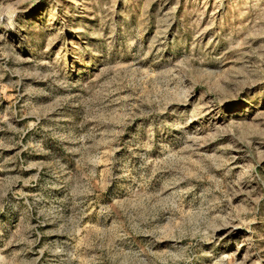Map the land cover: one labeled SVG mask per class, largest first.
Returning <instances> with one entry per match:
<instances>
[{
    "label": "rangeland",
    "instance_id": "374dc122",
    "mask_svg": "<svg viewBox=\"0 0 264 264\" xmlns=\"http://www.w3.org/2000/svg\"><path fill=\"white\" fill-rule=\"evenodd\" d=\"M0 264H264V0H0Z\"/></svg>",
    "mask_w": 264,
    "mask_h": 264
}]
</instances>
